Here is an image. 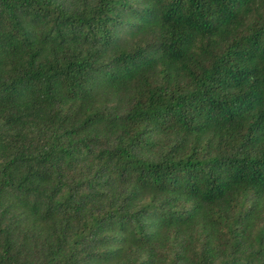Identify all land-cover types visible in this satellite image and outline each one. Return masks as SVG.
Returning a JSON list of instances; mask_svg holds the SVG:
<instances>
[{"label":"trees","instance_id":"obj_1","mask_svg":"<svg viewBox=\"0 0 264 264\" xmlns=\"http://www.w3.org/2000/svg\"><path fill=\"white\" fill-rule=\"evenodd\" d=\"M0 264H264V0H0Z\"/></svg>","mask_w":264,"mask_h":264}]
</instances>
